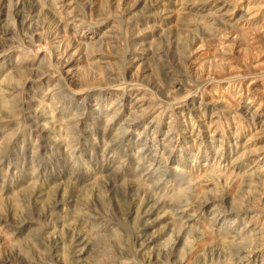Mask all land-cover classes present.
<instances>
[{
    "label": "rangeland",
    "instance_id": "374dc122",
    "mask_svg": "<svg viewBox=\"0 0 264 264\" xmlns=\"http://www.w3.org/2000/svg\"><path fill=\"white\" fill-rule=\"evenodd\" d=\"M0 264H264V0H0Z\"/></svg>",
    "mask_w": 264,
    "mask_h": 264
},
{
    "label": "bare ground",
    "instance_id": "6f19581e",
    "mask_svg": "<svg viewBox=\"0 0 264 264\" xmlns=\"http://www.w3.org/2000/svg\"><path fill=\"white\" fill-rule=\"evenodd\" d=\"M248 11V10H247Z\"/></svg>",
    "mask_w": 264,
    "mask_h": 264
}]
</instances>
